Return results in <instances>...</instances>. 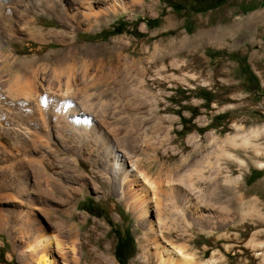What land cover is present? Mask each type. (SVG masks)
Returning <instances> with one entry per match:
<instances>
[{
  "label": "rangeland",
  "instance_id": "374dc122",
  "mask_svg": "<svg viewBox=\"0 0 264 264\" xmlns=\"http://www.w3.org/2000/svg\"><path fill=\"white\" fill-rule=\"evenodd\" d=\"M89 1L104 13L69 34L78 42L67 45L65 64L115 74L114 85L83 90L94 106L113 112L129 160L162 184L164 241L183 247L194 264H264V25L237 41L232 33L208 35L264 12V0ZM35 13L46 29L66 31L46 10ZM22 27L5 48L18 59L35 56L34 67L47 63L43 53L61 46L45 47ZM42 142L0 131V264H35L22 252L34 223L67 245L75 240L86 257L95 251L109 264H160L148 227L158 219L153 202L144 214L136 196L118 192L97 162L103 147L86 142L87 156H80ZM42 172L48 184L37 182ZM27 174L41 199L26 215Z\"/></svg>",
  "mask_w": 264,
  "mask_h": 264
},
{
  "label": "bare ground",
  "instance_id": "6f19581e",
  "mask_svg": "<svg viewBox=\"0 0 264 264\" xmlns=\"http://www.w3.org/2000/svg\"><path fill=\"white\" fill-rule=\"evenodd\" d=\"M39 8L51 13L66 31L43 27V18L40 19L35 15L36 9ZM17 12H22V17ZM102 13L103 10L98 9L95 3L89 0H0V37H3L4 32H7L5 36L8 35L6 41L0 39V131H5L7 134L8 131H12L16 137L22 135L24 139L29 138L32 141L58 143L60 148L74 152L77 150L80 156H87L84 143L89 141H94L95 145L99 143L103 147L101 150L103 157L97 159V162L112 174L113 180L118 183V192L121 195L136 196V199L140 200L144 214L148 211V202H153L158 219L150 220L148 227L154 234L155 253L159 263L194 264L192 255L184 251L183 247H176L164 241V227L161 221L162 203L157 192V190L163 191L160 187L162 184L158 182L160 185L157 183L154 185L155 182L150 181L146 173L137 168L134 159L129 160L128 152L123 146L126 144H120L119 137L115 133V125L111 121L113 112H106L105 109L101 110L100 106H94L89 94L83 90L100 82L114 85L115 74L109 69L95 73L88 71V68H84L79 73L72 66L65 64L67 45L72 47L78 42L69 34L85 29L86 26L90 27ZM23 25H27V29L32 30L33 35L28 36L30 39L45 47H50L54 42L61 46L57 49L49 48L43 53L41 59L47 63L34 67L35 56L18 59L5 48L6 42L12 43L15 40L12 30H23ZM263 25L264 12H257L248 16L243 22L240 20L233 22L228 29L226 27L227 30L213 31L208 35H214L216 40H221L232 33L236 34L234 41H237L246 36L253 37L254 34L256 37ZM263 31L264 27L261 34ZM44 46L41 49H44ZM103 49L106 48L102 47ZM136 113H139V110H136ZM38 162L42 164L41 161ZM41 174L42 176L36 175L37 182L41 183L40 178H42L43 183L48 184V176L43 172ZM63 177L69 185L75 186L79 182L73 173L65 174ZM169 181H166L165 185L168 190H170L169 184L171 185ZM33 182V177L27 174L24 188L21 187L29 205L26 215L31 214L36 207V200L41 199V196L34 192L35 189L33 191L27 186ZM231 202L235 204L234 201ZM34 224L32 229L34 233L27 238L22 252L26 259L34 260L35 264H82L83 259H85L84 264H97L96 261L100 264H109L103 261L101 256H97L95 251L88 253L86 257L83 250H78L79 248L76 247L75 240L68 245L63 243L60 238L49 234V226ZM143 245L144 240H141L140 246ZM209 263L211 260L202 264Z\"/></svg>",
  "mask_w": 264,
  "mask_h": 264
},
{
  "label": "trees",
  "instance_id": "16d2710c",
  "mask_svg": "<svg viewBox=\"0 0 264 264\" xmlns=\"http://www.w3.org/2000/svg\"><path fill=\"white\" fill-rule=\"evenodd\" d=\"M176 9H180V6L177 4H172Z\"/></svg>",
  "mask_w": 264,
  "mask_h": 264
}]
</instances>
